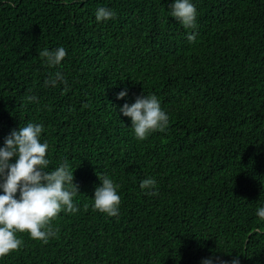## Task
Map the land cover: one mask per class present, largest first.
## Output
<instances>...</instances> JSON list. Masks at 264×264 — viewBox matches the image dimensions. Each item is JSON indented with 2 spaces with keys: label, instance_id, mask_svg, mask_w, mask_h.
<instances>
[{
  "label": "trees",
  "instance_id": "trees-1",
  "mask_svg": "<svg viewBox=\"0 0 264 264\" xmlns=\"http://www.w3.org/2000/svg\"><path fill=\"white\" fill-rule=\"evenodd\" d=\"M191 2L194 29L174 0H0V147L42 123L48 171L67 160L80 189L55 237L18 233L0 264H264V0ZM61 46L59 65L39 56ZM57 71L67 84L46 86ZM151 94L169 125L140 141L120 109ZM99 175L120 185L118 216L93 210Z\"/></svg>",
  "mask_w": 264,
  "mask_h": 264
},
{
  "label": "clouds",
  "instance_id": "clouds-1",
  "mask_svg": "<svg viewBox=\"0 0 264 264\" xmlns=\"http://www.w3.org/2000/svg\"><path fill=\"white\" fill-rule=\"evenodd\" d=\"M171 15L187 28L196 27L197 9L191 0H174ZM116 13L109 8L97 9L95 18L99 21L114 19ZM189 43L196 41V34L187 35ZM48 66L59 65L66 57L64 47L38 51ZM67 84L64 75L57 71L46 81V86L55 87L58 83ZM127 90L118 93V98L127 96ZM29 102H39L35 96H28ZM124 116L131 118V127L135 137L143 141L149 134L159 130L164 132L169 125V115L162 109L161 102L155 94L140 95L135 103H125L120 109ZM44 131L42 123L28 122L19 130L13 129L5 138L4 146L0 147V258L18 251L24 241L18 233H28L33 240L47 243L57 235L53 227L54 221L62 211L76 213L79 207L74 197L80 192L79 185L74 183V172L67 160L57 168L48 171L50 160L47 159L49 144L41 142ZM13 158L15 162H13ZM101 185L95 189L94 211L118 216L121 196L118 194L120 185L107 175H99ZM157 184L154 177L141 181L140 188L148 195H157L152 191ZM19 194V195H17ZM84 205V210H88ZM257 216L264 221V207L257 209ZM202 264H240L239 255L231 262L218 257L206 258Z\"/></svg>",
  "mask_w": 264,
  "mask_h": 264
}]
</instances>
